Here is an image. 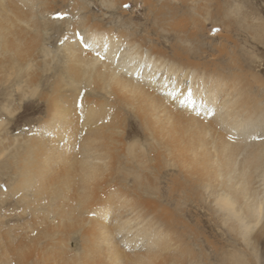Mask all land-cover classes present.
I'll return each mask as SVG.
<instances>
[{
	"label": "bare ground",
	"instance_id": "1",
	"mask_svg": "<svg viewBox=\"0 0 264 264\" xmlns=\"http://www.w3.org/2000/svg\"><path fill=\"white\" fill-rule=\"evenodd\" d=\"M219 2H98L121 18L139 5L137 28L111 25L91 0H0V88L23 84L45 113L7 155L0 147L10 175L0 198L17 211L11 264L217 263L224 248L206 238L238 220L246 249L264 253V99L232 53L199 51L205 22L220 26ZM166 177L163 204L151 197Z\"/></svg>",
	"mask_w": 264,
	"mask_h": 264
},
{
	"label": "rangeland",
	"instance_id": "2",
	"mask_svg": "<svg viewBox=\"0 0 264 264\" xmlns=\"http://www.w3.org/2000/svg\"><path fill=\"white\" fill-rule=\"evenodd\" d=\"M91 1L95 2L96 5L98 4L97 6H99L97 7L99 8V10L98 9L96 10V7L92 5L90 6V8L94 10L93 13H95L96 15L103 17L104 19L111 18L114 16V15H110L109 13H106V11L103 9V6H101V4L98 3L100 0H94V1L91 0ZM188 4H191V2L189 1ZM218 5L220 8V11L218 12V14H216L218 21H214L213 24L217 23V24H220V26H217V25L214 26L212 25V21L208 20V22H205V30L208 31L209 29L214 27V29H217V32H221V34L223 33L222 34L223 36L216 38L214 35L217 33H214L213 31L214 29L211 30V32H209L208 35L206 31H204L202 33L201 38H199L200 39L199 51L201 52L204 51L205 53H207V55H212L206 58L208 60H212L213 58L216 59V56L222 59L224 54L232 53L231 56L232 57L235 56L237 58V61H238L237 64L239 65L240 71H244L248 75L246 76L247 83H248L247 88L251 89V91L254 94L253 96L255 97L257 96L258 98L264 99V0H233L231 2V6H226L225 1L220 0ZM210 6L211 8H213L212 3H210ZM100 8H101V13H100ZM123 10H126V15L123 16L122 18L115 15L113 17V23H111V25H116L118 21L120 20L121 22L122 21L124 22L126 20H131L130 23H132L133 26L134 25L137 26V28H139L138 26H141V24L144 25L145 21L143 18L145 14L147 13V11L143 12L141 8H139V5L135 6L133 4H130L129 6L126 7V9H123ZM212 10L210 11L211 13H212ZM222 11H224L225 15H227L226 19H221V15L219 13H222ZM244 15L246 17H244ZM242 17L244 19L246 18L245 19L246 21L243 20ZM142 33L137 31V34H142ZM160 34L164 35L166 34V32L164 33L160 32ZM54 47L55 46H50L49 48H54ZM219 48H221L220 52H218ZM226 59H227V56H226ZM222 60H224V58ZM4 86L0 88V91L2 92V95H1L2 97L0 96V111H1L0 112V147L6 148V151L5 150L3 151L4 153L6 152L8 154L10 152L9 146L12 141V138L14 139L16 135L18 134L20 135V133H23L24 131H26L27 130L26 127L29 125V123H32V125H35V123L29 121V119L35 120L38 117H41V115H43L44 113V110H43V103H41V101L37 102L36 98H30V99L24 98L23 99V97L21 96V87L22 88L24 87L23 84H20L19 87L18 85H15V87L14 85L13 86L10 85V87L7 85H4ZM17 90H19V92ZM25 103L27 104L25 105ZM4 104L6 105L5 107L7 108V111H5L6 108L4 107ZM11 112L12 114L13 113L14 114L11 115ZM260 133L262 132L260 131ZM7 136L9 137L7 138ZM258 140L259 139H257V141ZM6 153L5 155H7ZM1 160L2 158L0 159V162ZM7 180L10 181L9 171L5 168L4 165H2V167H0V191L2 193L6 192L7 184L9 182ZM166 182H167V177L163 180L160 179V181L155 182V184L158 183L160 194L156 197H151L152 200L156 201L157 197H161L163 204H166V201H168V196L171 193V189H169L171 185L168 184L167 186H165ZM256 186H257V191H260L258 193H261V191L264 190V181L259 182L258 184H256ZM208 193L209 191L206 192L207 195ZM176 199H179V198H176ZM210 201H212V197L211 199L208 198L206 200V203L210 204L211 203ZM177 203H179L180 206L182 207L187 206L188 209L194 210L193 203H188V202L184 203L181 200H178ZM156 204L157 206L166 207L164 205H161L160 203H156ZM167 206H168L167 208H169V205ZM9 208H10L9 204L6 203V199L0 198V217H1L0 228L2 227L0 229V234H1L0 235V249H1L0 250V264H11L10 260L8 259V257L10 258V252L8 249L10 246V242H9L10 239L8 236L9 227H10L9 225H12V224L16 225L18 223L17 218L15 220V215L17 214V211L14 210L13 214H11L10 212H8ZM180 212H181V209L175 212V215L179 214ZM188 216L191 220H195L196 218L197 219L201 218V215L199 214L196 215L195 213L190 214ZM11 217L13 219H11ZM11 222L13 223L9 224ZM240 223L241 222L238 220V223L236 222V227L234 231L231 230L230 233L227 232V227L225 224L219 223V227H216L217 238L210 237V236L209 238H206L210 242L217 245L221 250L222 248H224V252H221V255L219 256L220 260L217 263H214L212 260H209L210 264H220L221 261H227L228 264H238L235 261L239 255L243 257L242 259H244L243 264H264V253L262 252L260 248L258 249L256 253H254L253 251H248L246 249L244 245V240L242 237L244 234V233L242 234V232H244V230L242 231L241 228L240 229L238 228V224L240 226ZM230 236H233L234 240L237 239L238 243L235 246H233L232 243H230V241L227 239V237H230ZM230 245H232L233 248H231ZM3 249L5 253L2 251ZM209 251H210V248L205 249V253H209Z\"/></svg>",
	"mask_w": 264,
	"mask_h": 264
}]
</instances>
